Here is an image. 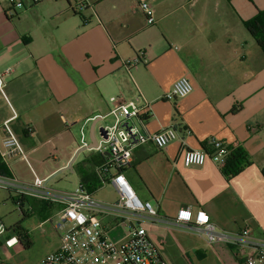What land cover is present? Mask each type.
Wrapping results in <instances>:
<instances>
[{"label": "crops", "instance_id": "obj_1", "mask_svg": "<svg viewBox=\"0 0 264 264\" xmlns=\"http://www.w3.org/2000/svg\"><path fill=\"white\" fill-rule=\"evenodd\" d=\"M20 1L22 7H13L10 0H0V144L3 122L16 114L11 125L28 160L21 156L11 160V176L24 167L31 175L26 182L34 181L32 171L48 180L80 149L83 125L90 144V127L98 123L94 137L95 144L100 143L99 128L111 124L107 123L112 118L111 97L125 103L140 94L149 105V114L142 115L147 131L173 127L179 137L162 149L152 144L137 147L123 171L138 197L158 210L161 222H144L153 242L163 244L160 235L167 228L206 239L190 226L176 224L178 211L187 208L205 211L227 232L239 233L249 226L252 238L264 241L263 229L228 226L233 220L236 224L232 202L248 200L255 211V186L264 190V53L242 24L264 9V0H146L153 7L154 24H146L139 0ZM82 1L88 7L79 11L76 5ZM197 8L202 14L198 17ZM220 8H227L226 15L235 24H209L206 14ZM138 53L142 63L128 72L123 61ZM183 76L191 81L193 92L183 99H165ZM212 138L243 148L251 165L232 178L211 158L204 166H184L183 152L204 149ZM50 156L53 163L41 162ZM106 159L107 152L95 149L79 154L73 163L79 184L86 186L81 170L97 177V168ZM109 186L113 187L93 190L94 197ZM13 192L8 190L10 197ZM115 194V199H96L113 203L116 190ZM15 198V204L20 200L31 210L22 212L24 219L39 213L49 221L61 209L30 197ZM105 222L114 224L112 217ZM127 230L114 225L111 236L119 239ZM212 245L224 264H244L226 244Z\"/></svg>", "mask_w": 264, "mask_h": 264}, {"label": "built area", "instance_id": "obj_2", "mask_svg": "<svg viewBox=\"0 0 264 264\" xmlns=\"http://www.w3.org/2000/svg\"><path fill=\"white\" fill-rule=\"evenodd\" d=\"M41 1L43 0H33L34 4ZM10 2L13 7H22L20 0ZM137 6L144 14L146 22L154 24V10L151 4L146 0H139ZM87 7L88 3L85 1L76 5L79 11ZM141 63V53L123 61L128 72ZM1 92L4 94L2 88ZM192 92L191 81L183 76L174 82L164 98L174 101L186 98ZM110 100L113 107L109 116L113 118V122L103 126L104 135L95 148L101 153L107 152V159L97 168L96 174L100 187L112 185L115 188L118 195L115 202L98 201L94 197V192L82 183L72 192L60 195L50 193L47 181L36 176L34 171L32 172L35 179L32 183L21 182L13 176L0 175V188L14 191L18 196L61 206L57 214L60 221L58 227L65 229L60 235L61 245L56 251L45 255L38 264H167L144 227V222L162 221L158 210L151 203L143 202L138 197L123 171L130 165L133 151L137 147L152 144L159 149L165 148L179 138L178 132L173 127L156 133L148 132L142 115L149 114V105L140 94L136 99L125 103H118L116 97H111ZM16 118L14 114L2 124L5 136L0 144V157L7 166L18 156L28 162L24 148L11 125ZM85 126L86 124L81 128L80 148L88 146ZM32 131L33 129L28 126L27 132ZM209 145L212 148L211 153L204 149L185 150L184 166H204L208 158H211L222 168L229 154L227 146L216 138H212ZM17 204L21 212H31L23 211L20 200ZM108 217L114 220L112 227L105 222ZM175 222L180 226H190L204 235L210 244H229L247 249L248 255L244 264H264V241L253 239L249 226L239 233L227 232L219 229L205 211L193 212L191 208L179 210ZM114 225L127 227L128 230L122 237L115 239L111 236ZM7 232L4 227H0V242H8L5 239ZM10 233L12 236L16 235L14 230H10Z\"/></svg>", "mask_w": 264, "mask_h": 264}, {"label": "rangeland", "instance_id": "obj_3", "mask_svg": "<svg viewBox=\"0 0 264 264\" xmlns=\"http://www.w3.org/2000/svg\"><path fill=\"white\" fill-rule=\"evenodd\" d=\"M199 10V8L194 9L196 17L202 15ZM226 10L227 8L224 11L220 8V11L212 9V12H208L206 15L209 24H235L233 19L226 15ZM228 10L231 14V10ZM261 11H264V9H261ZM196 17L194 18L195 22L198 20H196ZM112 122L113 119L110 118L107 123ZM74 134L79 141V132L76 131ZM41 162L51 164L54 162V158L50 156L48 159L44 158ZM41 162H39V165H41ZM16 175L21 182L31 179L28 169L25 170L24 167L18 168ZM46 185L50 193L60 195L74 191L79 185V178L74 171L66 170L47 181ZM246 189H249L248 184ZM255 189L257 203L252 202L255 211L251 209L248 200L240 198L236 204L233 201L231 207L233 208L232 213L236 217V224L233 220L228 222V226L243 227L248 224L254 232L259 229L264 230V190L257 185ZM17 196L18 194L13 192L10 197L8 190L0 188V227H4L8 231L5 234V239L8 242H0V263L38 264L43 256L60 247V235L65 229L58 227L60 223L58 218L45 221L46 218H41L39 213L24 219L19 205L13 202V198L16 199ZM96 198L115 199V190L110 186L99 190L96 193ZM23 209L26 211L28 209L27 205ZM48 215L51 216V212ZM256 216L257 218H255ZM17 225L28 234L31 242L30 246H23L18 241L17 235H11L10 230H13ZM160 238L163 244H160L157 240L155 244L167 264H224L216 246L208 243L203 236L195 232H189L181 228H167L162 231Z\"/></svg>", "mask_w": 264, "mask_h": 264}, {"label": "trees", "instance_id": "obj_4", "mask_svg": "<svg viewBox=\"0 0 264 264\" xmlns=\"http://www.w3.org/2000/svg\"><path fill=\"white\" fill-rule=\"evenodd\" d=\"M77 14L81 12L75 11ZM84 19V18H83ZM244 26L249 34L255 39L258 46L264 53V11L259 10L258 13L251 19L244 21ZM204 149L208 152H212L210 145H205ZM229 151L228 156L226 157L223 166L222 172L227 177H235L241 173L246 167L251 165L252 161L248 153L239 146H227ZM0 175L11 176V173L8 169V166L2 161L0 157ZM81 182L85 183L87 188L91 191L98 189L100 187V181L97 179L93 171H80ZM20 243L23 246H30L31 242L28 234L21 229L19 225L13 228ZM25 242V243H24ZM227 251L233 255V257L240 261H245L246 256L248 255V250L241 248L236 245H225Z\"/></svg>", "mask_w": 264, "mask_h": 264}, {"label": "water", "instance_id": "obj_5", "mask_svg": "<svg viewBox=\"0 0 264 264\" xmlns=\"http://www.w3.org/2000/svg\"><path fill=\"white\" fill-rule=\"evenodd\" d=\"M98 123L97 122H93L91 127H90V144H88L87 147H84V148H80L76 154L73 156L72 160L70 161L69 165L64 168L63 170L61 171H58L54 176H52L51 178H49L47 181H49L50 179H52L53 177H55L56 175L62 173L63 171H66V170H71V171H74L73 170V163L75 162V160L77 159V157L79 156V154L87 151V150H92V149H95L97 147V144L96 143V138L94 137V133H95V128H96V125ZM99 132V136H103L104 135V131H103V127L99 128L98 130Z\"/></svg>", "mask_w": 264, "mask_h": 264}]
</instances>
